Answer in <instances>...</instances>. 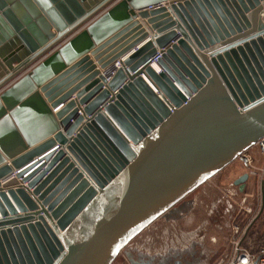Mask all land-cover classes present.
<instances>
[{
  "label": "water",
  "instance_id": "1",
  "mask_svg": "<svg viewBox=\"0 0 264 264\" xmlns=\"http://www.w3.org/2000/svg\"><path fill=\"white\" fill-rule=\"evenodd\" d=\"M263 136L264 0H0V264H111Z\"/></svg>",
  "mask_w": 264,
  "mask_h": 264
},
{
  "label": "rangeland",
  "instance_id": "2",
  "mask_svg": "<svg viewBox=\"0 0 264 264\" xmlns=\"http://www.w3.org/2000/svg\"><path fill=\"white\" fill-rule=\"evenodd\" d=\"M203 182L173 208L148 223L119 250L111 264H225L235 241L256 253L264 248V154L247 151ZM247 174L244 188L235 180ZM235 229L239 234H235Z\"/></svg>",
  "mask_w": 264,
  "mask_h": 264
},
{
  "label": "built area",
  "instance_id": "3",
  "mask_svg": "<svg viewBox=\"0 0 264 264\" xmlns=\"http://www.w3.org/2000/svg\"><path fill=\"white\" fill-rule=\"evenodd\" d=\"M161 57V53L158 52L156 56H154L151 60L152 66L156 70L157 73L160 70L155 66L158 58ZM116 66L119 67L120 64L116 63ZM148 84L152 87L154 92L158 93L157 90L153 87V85L148 81ZM258 145L260 151L264 154V136L258 140L256 143ZM237 160L245 167L249 168L252 165V159L246 151L242 152L236 157ZM235 234H239V230L235 229ZM234 248L231 256L227 259L225 264H264V248L260 249L258 252L253 253L248 249L241 246L240 241H235L233 243ZM222 264V263H219Z\"/></svg>",
  "mask_w": 264,
  "mask_h": 264
},
{
  "label": "crops",
  "instance_id": "4",
  "mask_svg": "<svg viewBox=\"0 0 264 264\" xmlns=\"http://www.w3.org/2000/svg\"><path fill=\"white\" fill-rule=\"evenodd\" d=\"M145 42H146V41H145ZM142 44H144V42H143ZM142 44H140L139 46H141ZM139 46H138V47H139ZM57 110H59V109H57ZM57 110H55V111H53V112H56Z\"/></svg>",
  "mask_w": 264,
  "mask_h": 264
}]
</instances>
